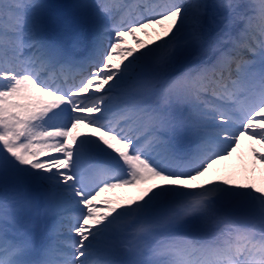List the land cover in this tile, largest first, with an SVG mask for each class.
<instances>
[{
	"label": "snow or ice",
	"instance_id": "snow-or-ice-1",
	"mask_svg": "<svg viewBox=\"0 0 264 264\" xmlns=\"http://www.w3.org/2000/svg\"><path fill=\"white\" fill-rule=\"evenodd\" d=\"M257 165L264 0H0V264H264Z\"/></svg>",
	"mask_w": 264,
	"mask_h": 264
},
{
	"label": "bare ground",
	"instance_id": "bare-ground-1",
	"mask_svg": "<svg viewBox=\"0 0 264 264\" xmlns=\"http://www.w3.org/2000/svg\"><path fill=\"white\" fill-rule=\"evenodd\" d=\"M45 2L48 3L47 0ZM119 62V56L117 52L113 53V60L112 63H118ZM80 131L82 132H87L88 129L84 128L83 126L80 128ZM250 144L251 142L248 143L247 146L244 145V141H242V152L245 160H250ZM255 147L259 148V145H255ZM234 157V156H233ZM239 157V156H238ZM238 157L236 158L237 161L234 162H224L223 164L217 166L218 168L221 169L219 172H213L210 173L208 176L202 178L200 182H203L204 180L207 179H213V180H222L224 178L232 179L236 182H242L243 179H245L246 175H250V173H245L242 169L236 167L239 163ZM262 166L257 165V171L255 173L256 177V182L258 186L260 185V177L264 174L259 171V169ZM137 194V190L133 188H124V189H114L110 192L104 193L101 195L98 201H94V204H96L99 209L101 210V213L106 209V205L103 203L104 200H112L115 201L117 198H127V197H134ZM66 238V237H62Z\"/></svg>",
	"mask_w": 264,
	"mask_h": 264
},
{
	"label": "rangeland",
	"instance_id": "rangeland-1",
	"mask_svg": "<svg viewBox=\"0 0 264 264\" xmlns=\"http://www.w3.org/2000/svg\"><path fill=\"white\" fill-rule=\"evenodd\" d=\"M47 1H48V3L59 4L56 0H47ZM74 2H76V0H65V4H71V3H74ZM128 2H132V0H128ZM212 2H213V0H208V3L211 4ZM151 31L152 30L149 29V32H151ZM136 36L142 41H148L150 39H155L154 34L150 37V36L145 35L142 32H137ZM124 40H126L127 43L126 44L122 43L121 47H136L135 40H134V38L132 36H127V37L124 38ZM117 54L119 56L118 52H117ZM248 143H249L248 141H244V145L245 146H247ZM241 152H242V148L238 151V153H235L233 159L228 161V162L237 161L236 158L241 155ZM243 181H244V179H243Z\"/></svg>",
	"mask_w": 264,
	"mask_h": 264
}]
</instances>
